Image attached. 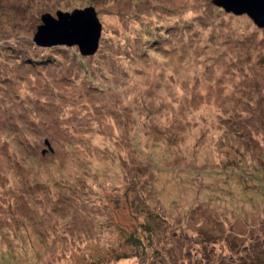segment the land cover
Instances as JSON below:
<instances>
[{
	"label": "rangeland",
	"instance_id": "1",
	"mask_svg": "<svg viewBox=\"0 0 264 264\" xmlns=\"http://www.w3.org/2000/svg\"><path fill=\"white\" fill-rule=\"evenodd\" d=\"M211 1L0 0V264H264V28ZM87 7L93 56L35 45Z\"/></svg>",
	"mask_w": 264,
	"mask_h": 264
},
{
	"label": "water",
	"instance_id": "2",
	"mask_svg": "<svg viewBox=\"0 0 264 264\" xmlns=\"http://www.w3.org/2000/svg\"><path fill=\"white\" fill-rule=\"evenodd\" d=\"M211 3L233 15H247L253 23L264 28V0H212ZM41 16L33 42L37 47L77 46L82 56H93L98 50L101 24L93 7L56 12Z\"/></svg>",
	"mask_w": 264,
	"mask_h": 264
},
{
	"label": "trees",
	"instance_id": "3",
	"mask_svg": "<svg viewBox=\"0 0 264 264\" xmlns=\"http://www.w3.org/2000/svg\"><path fill=\"white\" fill-rule=\"evenodd\" d=\"M262 165H264L263 161H259ZM210 175V172H208V175ZM239 175H241V173H239ZM139 198H142L141 193H138V200ZM139 205H142L144 207L145 203L144 200L139 202ZM142 217H143V223H140V227H142L144 229V232H142V234H146L147 236L145 238L146 241H150L151 238L153 237L154 234V228L159 226V223L154 222L153 221V217L150 214V211H148V209L146 211H144V213H142ZM143 241L141 240V238L138 235H134L130 234L126 237L125 239V243H124V249H121V251L119 252H114L113 255H108V257L104 260V258H102L100 260H93L91 264H109V260L113 259L112 261L118 262L121 259H126L129 257H136L138 258L141 262H146L147 258L150 261L148 264H154V262H158V264H166V261L163 258V252L165 247L161 246L160 248H156L154 250H150L148 251L145 246H143ZM112 252V251H111ZM170 257H167V259ZM161 260V261H160ZM173 258H170L169 261H172V264H175L176 261H173Z\"/></svg>",
	"mask_w": 264,
	"mask_h": 264
}]
</instances>
